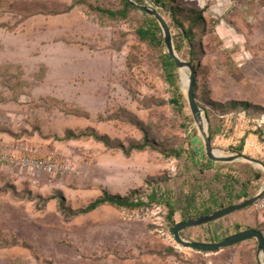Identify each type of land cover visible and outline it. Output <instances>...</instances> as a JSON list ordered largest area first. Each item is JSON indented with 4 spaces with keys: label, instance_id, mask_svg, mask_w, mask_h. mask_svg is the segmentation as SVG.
<instances>
[{
    "label": "rangeland",
    "instance_id": "374dc122",
    "mask_svg": "<svg viewBox=\"0 0 264 264\" xmlns=\"http://www.w3.org/2000/svg\"><path fill=\"white\" fill-rule=\"evenodd\" d=\"M232 1V9L223 16L206 15L207 27L198 49L199 102L211 111L209 116L201 106L209 118V129L212 120L216 150L235 154L244 140L241 153L264 161L248 144L253 140L264 144V127L256 130L253 123L264 114V0ZM72 2L0 0V187L17 191L0 190V244L11 242L13 236L19 241L11 247L0 245V264H264L255 238L215 252L178 243L164 204L135 211L104 205L71 218L58 209L59 198L44 201L62 193L66 204L78 209L104 190L126 195L139 189L145 197L150 176L165 177L163 191L170 189L173 196L190 191L191 174L196 170H191L189 158L181 161L149 150L126 157L93 138H56L68 128L87 127L122 140L142 137L136 129L102 121L109 107L131 109L153 124L158 141L195 149L200 163L207 155L189 106L183 112L172 103L144 106L146 99L168 102L174 85L158 63L159 50L140 43L128 22L105 24L82 5L63 14L40 12L63 9ZM176 5L199 9L186 0H176ZM24 13L32 14L24 19ZM164 14L171 22L169 13ZM171 29L174 38L178 30ZM121 33H127V40L118 50L114 41ZM131 51L141 59L133 69L127 65ZM178 54L189 61L187 48ZM181 72L178 68L174 79L186 96ZM232 100L247 101L250 107L222 112L213 105L214 101ZM244 112L246 119L241 118ZM21 158L55 161L70 170L35 173L11 161ZM240 161L244 160L213 162L211 173H225ZM181 167L185 177L180 176ZM182 218L177 211L174 219L181 222ZM236 225L264 232V210L250 206L184 229L182 236L217 242L235 233Z\"/></svg>",
    "mask_w": 264,
    "mask_h": 264
},
{
    "label": "trees",
    "instance_id": "16d2710c",
    "mask_svg": "<svg viewBox=\"0 0 264 264\" xmlns=\"http://www.w3.org/2000/svg\"><path fill=\"white\" fill-rule=\"evenodd\" d=\"M135 1L138 3H145L147 0ZM149 1L159 7L163 16L165 15L164 12L169 13V17L171 18V22H169L170 27H175L178 30V33L174 34V42L177 51L182 54L185 48H187L189 61L196 69L195 94L199 101L197 81V66L199 63L198 53L200 52L198 50L200 45L199 39L202 38L207 27L204 10L177 6L176 0ZM78 5L84 6L89 13L98 15L101 21L105 24L115 23L118 21L128 22L133 34L140 43H144L157 51L159 50L160 53L157 57L158 63L164 70L168 81L174 85V94L168 102L163 100L157 101V99H146L143 101L146 108L151 107L153 104L160 105L164 103H172L176 109L183 112L184 108L189 106L185 94L181 92L177 80L174 79V76L178 74L176 73L178 69L177 63L171 56L165 53V39L163 31L158 20L154 16L134 7L128 0H115V3L113 4H111L109 0H73L71 4H65L63 9H41L40 12L53 15L63 14L70 12ZM10 8L14 10L15 5H11ZM31 14L32 13H24L23 18L27 19ZM126 40L127 33H121L120 39L114 41V47L118 50L121 49ZM140 62V57L131 51L127 61L129 69H133L134 66ZM3 78L7 79L8 75H3ZM200 105L206 109V113L210 116V109L204 104L200 103ZM213 105L216 109L220 108L222 112L238 111L242 107H250V104L247 101L238 100H232L227 103L214 101ZM108 109L107 117H100L102 121H110L115 125H122L129 129H136L142 134V137L140 139L129 137L127 140H122L120 138H113L108 134L99 133L94 127H87L80 130L68 128L65 130L63 136H56V138L59 140L93 138L98 142H102L108 149L121 151L126 157L131 156L137 151L149 150L152 152H158L167 158L175 157L181 161H187V158H189L192 162L191 170H196V173L191 174L192 178H194V180L190 183L192 184L191 189L189 192L183 191L180 196H173L174 194L172 190L169 189L167 192H165V190L163 191V184L165 183L163 180L166 181L165 177L150 176L147 180L149 191L145 194L146 198L143 197L142 194H139V189L131 190L126 195L104 190L100 196L93 199L86 206L78 209H73L68 206L66 204V198L62 193L58 194V196H49L44 199V201H48L53 197L59 198L60 203L58 209L66 212L69 217L74 218L81 214L92 212L104 205H110L120 210L126 209L129 211H135L150 208L154 204H164L168 209L167 218L172 229L173 226L178 223L174 219L177 211L182 212V221L194 219L249 199L256 195L262 187L264 181V170L255 167L252 163L248 161H240L237 162V166L231 168L225 173H221L220 171L211 173V169L214 165L213 161L209 159L207 155L206 161L200 163L197 159L198 155L195 149L187 150L182 145L168 144L158 141L153 135L156 132L153 124L143 121L131 109L124 106H114L109 107ZM214 110L215 109L213 108L212 111ZM77 114L88 115V113H81L80 111H77ZM186 119L188 121L190 120L189 117H186ZM210 132L213 143L216 132L213 127L212 120L210 121ZM243 146L244 140H242L241 145L238 147V151L242 152ZM184 166L187 170L190 169V165L187 164V162H184ZM180 176H186V171L182 170V167L180 168ZM11 188L14 192H17L16 189L11 186L0 187V190L7 191ZM205 192L206 195H204ZM201 194L204 195L202 198ZM249 207H245L241 210L248 209ZM192 227L194 226L187 228ZM247 229H257L264 234V232L258 227L250 226L247 227ZM247 229L242 228L241 225H236L235 233H239ZM183 231L184 229L181 231L182 235ZM230 235L232 234H227V236ZM17 244H19V241L13 236L11 242L0 245L3 247H11Z\"/></svg>",
    "mask_w": 264,
    "mask_h": 264
},
{
    "label": "water",
    "instance_id": "95a60500",
    "mask_svg": "<svg viewBox=\"0 0 264 264\" xmlns=\"http://www.w3.org/2000/svg\"><path fill=\"white\" fill-rule=\"evenodd\" d=\"M128 1L134 7L140 9L143 12L151 14L158 20L162 28L164 39H165V53L171 56L176 61L179 69L181 70L185 69L188 72L189 77H188L187 82L185 83V86L187 87L186 97H187L191 112L193 114L196 126L198 128V131L204 140L206 154L209 157V159H211L213 162H234L238 160H244L264 170V161L259 158L246 155L245 153H241V152H237L235 154H230V155H224V154H221L218 150H216L211 140V132L209 129V118L206 115V113H204L205 111L201 107L196 97V94H195L196 69L194 65L190 61L184 60L178 54V51L174 43L172 29L168 21L166 20V18L162 15L160 10L156 6L148 2L138 3L135 0H128ZM263 195H264V181H263L262 187L260 188L259 192L249 199H246L244 201L230 205L221 210L208 213L201 217L178 222L172 228V233L174 235V238L176 239L178 243L184 246H187L193 249H198L201 251H207V252H215V251L223 249L224 247L237 244L246 239L255 238V240H257L258 242V253L264 256V234L257 229H254V230L247 229L239 233H234L230 236L221 238V240L217 242L193 241L191 239L189 240V239L183 238L181 234V231L187 227L206 224L214 220H217L219 218H222L226 215H229L230 213L241 210L245 207L252 206Z\"/></svg>",
    "mask_w": 264,
    "mask_h": 264
},
{
    "label": "built area",
    "instance_id": "2783aa9c",
    "mask_svg": "<svg viewBox=\"0 0 264 264\" xmlns=\"http://www.w3.org/2000/svg\"><path fill=\"white\" fill-rule=\"evenodd\" d=\"M246 112L242 113L241 118L246 119L247 114ZM255 125V129L263 128L264 127V114H261L260 117L253 120ZM249 146L256 150L257 152L261 153L262 157H264V144L261 143L259 140L249 141ZM12 162L16 163V165H20L22 167L27 166L29 170H32L35 173H57L62 172L66 173L70 170V166L66 164H61L55 161H47L44 159H34V158H21L18 160L11 159ZM252 207L256 210H264V195L257 200Z\"/></svg>",
    "mask_w": 264,
    "mask_h": 264
},
{
    "label": "crops",
    "instance_id": "0c3cea01",
    "mask_svg": "<svg viewBox=\"0 0 264 264\" xmlns=\"http://www.w3.org/2000/svg\"><path fill=\"white\" fill-rule=\"evenodd\" d=\"M196 4V7L203 9L204 16L207 14L223 16L229 9H232L234 2L232 0H186Z\"/></svg>",
    "mask_w": 264,
    "mask_h": 264
},
{
    "label": "bare ground",
    "instance_id": "6f19581e",
    "mask_svg": "<svg viewBox=\"0 0 264 264\" xmlns=\"http://www.w3.org/2000/svg\"><path fill=\"white\" fill-rule=\"evenodd\" d=\"M181 76H182V81H183V83L185 85V83L188 80L189 74H188V72L185 69H182Z\"/></svg>",
    "mask_w": 264,
    "mask_h": 264
}]
</instances>
